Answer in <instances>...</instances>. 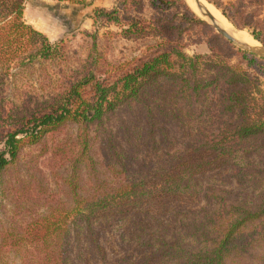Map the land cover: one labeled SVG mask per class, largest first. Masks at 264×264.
I'll return each instance as SVG.
<instances>
[{
	"label": "trees",
	"instance_id": "trees-1",
	"mask_svg": "<svg viewBox=\"0 0 264 264\" xmlns=\"http://www.w3.org/2000/svg\"><path fill=\"white\" fill-rule=\"evenodd\" d=\"M148 1L153 10L149 18L132 13V6L142 10V0H119L111 11L95 10V18L114 24L125 38H156L152 52L134 63L112 68L98 65L97 58L84 75L61 76L51 96L34 102L25 99L19 106L5 97L4 84L17 68L31 66L38 59L56 58L58 46L25 21L26 0H0V171L18 161L26 141L38 143L68 124L79 125L81 140L74 155L65 159L73 170L67 180L72 186V206L51 207L49 215L28 223L20 235H4L0 242V251L5 248L20 252L22 264H227L233 252L252 246L260 235L264 204L232 206L211 217L204 215L201 221L194 217L190 224H183L186 237L192 239L185 247L178 240L164 241L156 236L143 217L146 212L150 216L152 210L163 221L186 214L183 209L193 201L191 196L196 194L200 179L230 168L240 177L243 166L234 162V156L243 152L238 144L264 140V91L251 73L264 71V60L236 51L184 0L187 14L177 18L165 15L173 0ZM212 3L235 27L250 30L251 36L264 45V13L239 23V18H246L239 9L234 17L217 2ZM255 3L264 12V0ZM194 26H201L208 34V55L189 56L185 52V36ZM235 56L240 57L237 63H233ZM151 97L166 104L169 97H174L182 109H194L199 104L198 117L205 115L214 133L204 143L189 145L185 153L167 159L157 169H149L140 180L128 177L132 156L122 149L117 152L113 138L103 141L99 150L107 152L103 166L111 180L91 187L82 184L81 166H90L94 145L91 127L103 128L108 115L122 107L142 103L137 106L142 110ZM149 110L147 120L148 115L153 118ZM138 113L132 112L129 119ZM143 130L141 123L131 122L122 136L128 142L129 135ZM53 175L58 174L53 171ZM124 220L126 228L131 226L129 236L134 246L127 244L132 247L128 251L121 243L123 249L119 248V257L113 262L103 236ZM209 223L216 231V240L210 239L212 232L206 227ZM258 223L259 227L248 235L247 230ZM165 224L163 227L168 226Z\"/></svg>",
	"mask_w": 264,
	"mask_h": 264
},
{
	"label": "rangeland",
	"instance_id": "rangeland-1",
	"mask_svg": "<svg viewBox=\"0 0 264 264\" xmlns=\"http://www.w3.org/2000/svg\"><path fill=\"white\" fill-rule=\"evenodd\" d=\"M118 1L26 0L25 21L43 33L52 45L58 46V56L50 60L38 59L31 66L15 69V75L4 84L5 97L19 106L25 99L34 102L40 97L51 96L61 76L84 75L94 67L97 58L98 65H110L112 68L122 63H134L152 52L158 41L156 38L150 36L125 38L114 24L107 23L103 18L96 21L95 10L111 11ZM208 1L217 2L233 16L239 9L246 17L239 18V23L247 21L249 16L264 13L263 8L257 6L255 0ZM142 2L144 3L142 10L140 7L132 6V13L149 18L153 10L150 9L148 0H142ZM184 3L195 12L188 0H184ZM184 3L182 0H173L165 15H169V18H177L187 14ZM212 5L217 7L214 3ZM197 17L203 20L198 15ZM190 29L185 36V52L189 56L208 55L210 51L207 32L201 26L190 27ZM246 31L251 34L250 30ZM215 33L219 35L216 31ZM239 50L242 51L236 47V51ZM239 60L240 57L235 56L233 63ZM251 73L257 77L256 82L264 91V71L259 75L256 71ZM156 99L151 97L146 103L147 107L142 110L141 107H137L143 106L142 103L132 107H122L116 113L108 115L103 128L91 127V139L94 145L89 155L90 166H81L82 184L85 183L91 187L94 183L111 180L103 166L106 164L103 155L107 152L99 150L103 141L107 143L113 138L118 146L115 148L117 152L122 149L132 156L133 164L130 163L128 168V177L140 180L149 169H157L167 159L185 153L189 145L204 143L206 137L214 133L205 115L198 117L199 104H196L194 109H182L177 106L179 102L174 97H169V104ZM210 101L212 96L207 103L209 104ZM149 108L153 118L148 115L147 120ZM189 109L192 110L190 113ZM160 110L163 112L162 116L159 113ZM132 112H139V116L129 119ZM131 122L141 123L144 130L143 132L134 131V136L129 135L127 142L122 134L124 127ZM79 133V125L68 124L61 131L46 135L38 143L31 144L26 141L18 161L6 170L0 171V242L4 239V235H20L28 223L49 215L52 211L51 207L72 206V186L67 180L71 179L73 170L72 164L65 159L69 154L74 155L77 147L79 149L78 144L81 141L78 138ZM241 146L243 152H238L237 156H234V162L243 166L241 168L244 169L240 177L233 174L234 171L231 168L203 177L197 182L196 194L191 196L193 201L190 202L189 207L183 209L187 213L175 218L172 216V221L168 219L163 221L155 210L151 211L150 216L147 212L143 215L156 236L162 237L164 241L178 240L181 247H185L192 243V239L186 237L187 231L183 224H190L194 217L200 218L198 221H201L204 215L211 217L213 213L228 210L232 206L253 207L264 204V140L238 144V147ZM53 171H56L58 175H53ZM157 220L159 222H156ZM182 220L184 223L181 222ZM162 221L168 223V226L163 227L166 226L165 223L158 226ZM211 224L209 223L206 227L212 232L210 239L216 240L218 236H215L216 231L210 226ZM259 224L251 226L246 233L251 235L250 232L259 227ZM126 226V221H121L112 231L103 236L102 242L108 250L110 261L114 262L115 258L119 257L120 247L123 249L125 246L128 251L132 250V247H129L133 245L129 236L131 226L128 228ZM260 230V235L256 236L253 245L245 250L239 249L233 252L227 264H264L263 224ZM213 244L211 242L210 246ZM0 264H22L21 253L16 249H1Z\"/></svg>",
	"mask_w": 264,
	"mask_h": 264
},
{
	"label": "bare ground",
	"instance_id": "bare-ground-1",
	"mask_svg": "<svg viewBox=\"0 0 264 264\" xmlns=\"http://www.w3.org/2000/svg\"><path fill=\"white\" fill-rule=\"evenodd\" d=\"M188 2L192 5V7H194V11L196 12V14L203 18L204 21H206L210 26H213V22L202 12V10L192 1V0H188ZM203 2L205 3V5L207 6V8L210 10V12L214 15V17L217 20V23L227 32H229L233 37H235L238 41L246 43L250 46H255V47H260L261 44L257 41H255V39H253L250 35V33H248V31L246 30H240L237 29L223 14L222 12L215 7L214 5H212V3L208 0H203ZM211 26V27H212ZM213 28V27H212ZM250 34V35H249Z\"/></svg>",
	"mask_w": 264,
	"mask_h": 264
},
{
	"label": "water",
	"instance_id": "water-1",
	"mask_svg": "<svg viewBox=\"0 0 264 264\" xmlns=\"http://www.w3.org/2000/svg\"><path fill=\"white\" fill-rule=\"evenodd\" d=\"M201 10L202 12L213 22V29L222 37H224L227 41L232 43L234 46H236L238 49H241L242 51H245L247 53H250L252 55H255L257 57L264 59V46L255 47L250 46L246 43L238 41L235 37H233L229 32L224 30L218 23L214 15L210 12V10L207 8L203 0H192ZM193 10V9H192ZM195 13V12H194ZM196 14V13H195ZM201 18V17H200ZM204 20V19H203Z\"/></svg>",
	"mask_w": 264,
	"mask_h": 264
}]
</instances>
